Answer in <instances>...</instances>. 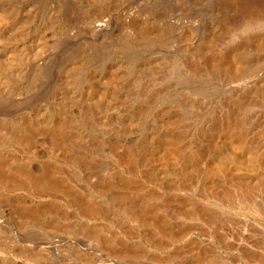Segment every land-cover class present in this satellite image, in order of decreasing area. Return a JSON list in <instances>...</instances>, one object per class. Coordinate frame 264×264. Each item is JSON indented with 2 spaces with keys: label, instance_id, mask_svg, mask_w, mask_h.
<instances>
[{
  "label": "bare ground",
  "instance_id": "6f19581e",
  "mask_svg": "<svg viewBox=\"0 0 264 264\" xmlns=\"http://www.w3.org/2000/svg\"><path fill=\"white\" fill-rule=\"evenodd\" d=\"M114 1L0 0V264H264V0Z\"/></svg>",
  "mask_w": 264,
  "mask_h": 264
},
{
  "label": "rangeland",
  "instance_id": "374dc122",
  "mask_svg": "<svg viewBox=\"0 0 264 264\" xmlns=\"http://www.w3.org/2000/svg\"><path fill=\"white\" fill-rule=\"evenodd\" d=\"M38 2H37V4H36V6L38 7V9H41V8H43V9H46V8H48V7H52V8H57L58 6V10L59 9H61L60 10V12H61V14H63L62 16L64 17L65 15L67 16V15H69V10L71 9L70 8V6L69 5H71V3H70V0L68 1V0H60L59 2H58V0H56V2H55V0L53 1V0H51L52 2H50V0H37ZM62 1H64V2H62ZM109 1H111V0H109ZM113 1V0H112ZM119 1H122V0H117V2H116V0L113 2L114 4H116V5H118L119 7H121L122 8V6H123V8L124 9H128L129 7H131L130 9H128V10H131L132 8L133 9H141V10H150V8H151V11H152V8H153V15H155V10H160V7H161V5L162 4H165V3H168V2H170V0H160V2H159V0H123V1H125L124 3L125 4H123V2L121 3V2H119ZM149 1V2H148ZM155 1H158V2H156V4H154L153 2H155ZM177 2L179 1V0H176ZM210 1V2H209ZM41 2H43V3H41ZM147 2V4L149 5V6H147V7H144V6H138L139 4L140 5H143L144 3H146ZM163 2V3H162ZM177 2H174V4L176 3V5H175V7H172V6H169L170 8H172V10H171V12H168L170 15H172L171 17H170V15H167V13H165L166 15H162L163 17H162V19L160 18L161 16H159L158 17V20L159 19H161V20H159V21H161V22H165L166 21V19H167V17H168V20H169V17H170V20L172 21H167L168 23L170 22V23H172L173 25H172V27L173 26H176V25H174V24H176V21H178V20H180V21H178V25H183V23H184V25H183V27H190V28H193V29H195V30H200L201 31V27H200V25L202 26V30H203V28H204V24H205V22L206 21H210V20H224L223 19V16H224V14L226 15V12H224L223 13V11L224 10H226V9H224L225 8V4H224V7H222L221 8V2L218 0V1H215V0H208V2H207V0L203 3V4H201V5H190V4H186L185 3V0H182V1H179V4L177 5ZM218 2L220 3V5H218ZM49 3V4H48ZM51 3H52V5H51ZM53 3H55V4H53ZM61 3V4H60ZM63 3V4H62ZM119 3H121V4H119ZM129 3V4H128ZM158 3V4H157ZM161 3V4H160ZM209 3H211V4H209ZM213 3H215V4H213ZM217 3V4H216ZM126 4H127V6H126ZM130 4H132V6L130 5ZM136 4V5H135ZM152 4V6H150ZM185 4V5H184ZM54 5V6H53ZM56 5H57V7H56ZM65 5V6H64ZM124 5H125V7H124ZM135 5V6H134ZM134 6V7H133ZM157 6V7H156ZM181 6V7H180ZM206 6V7H205ZM222 6H223V3H222ZM66 7H68V9L66 10L65 8ZM118 7V8H119ZM127 7V8H126ZM136 7H138V8H136ZM184 7V8H183ZM219 7L221 8V10H217V8L219 9ZM179 8H181V9H179ZM175 9H178V11L179 10H181V11H179V12H177V10H175ZM216 9V10H215ZM66 10V11H65ZM127 10V11H128ZM162 10V9H161ZM160 10V11H161ZM184 10V11H183ZM118 9L117 10H115L114 12L111 10L109 13H106V15L103 17V20H106V21H108V22H111V24L112 25H114L115 27H116V29H119L118 27H120V30H121V27L125 24V21H126V23H127V21L129 20L128 18H127V14H126V12L125 11H123V10H120V11H118ZM122 11V12H121ZM111 12H113V13H111ZM116 12V13H115ZM121 12V13H120ZM123 12H125L124 14H123ZM133 12H135V11H133ZM175 12V13H174ZM219 12V13H218ZM68 13V14H67ZM129 13H132V12H128V14ZM158 13H160V12H158ZM173 13V14H172ZM121 14V15H120ZM160 14H164V13H160ZM218 14V15H217ZM223 14V15H222ZM71 15V14H70ZM113 15V16H112ZM120 15V16H119ZM122 15H123V17L125 18H122ZM72 17H73V15H71ZM110 16H112V18H110ZM117 16H119V17H117ZM126 16V17H125ZM179 16V17H178ZM187 18H186V17ZM193 18H195L194 19V21H192L191 19H193ZM218 16H220V17H218ZM221 16H222V18H221ZM164 17H165V21L163 20L164 19ZM189 17V18H188ZM190 17H191V19H190ZM197 17H199L200 19L199 20H196V19H198ZM117 18H119V19H121V22H119L120 20H118ZM175 18H177V20L175 19ZM179 18V19H178ZM185 18V19H184ZM208 18V19H207ZM220 18V19H219ZM224 18H226V16H224ZM113 19V20H112ZM116 19V20H115ZM124 19V20H123ZM127 19V20H126ZM175 19V20H174ZM182 19V20H181ZM187 19V20H186ZM188 19H189V21H188ZM118 20V21H117ZM163 20V21H162ZM173 20H174V22H173ZM185 20V21H184ZM112 21H114V22H112ZM116 21V22H115ZM182 21V22H181ZM186 21H187V23H186ZM190 21H192V22H190ZM195 21H197L196 23L197 24H194V22ZM225 21V20H224ZM121 23V25L119 24V23ZM124 24H123V23ZM130 23H131V21H129ZM129 22H128V24L127 25H129ZM180 22V23H179ZM190 22V23H189ZM198 22H199V26H198ZM132 23H133V20H132ZM131 23V24H132ZM182 23V24H181ZM216 23H217V21H216ZM119 24V25H118ZM186 24V25H185ZM111 25V26H112ZM126 25V24H125ZM177 25V26H178ZM191 25V26H190ZM132 26H133V24H132ZM171 26V25H170ZM125 27H128V26H123L122 27V29L123 28H125ZM116 29H114V30H116ZM126 29V28H125ZM125 29H123V30H125ZM178 29H182V27H179ZM114 33V32H113ZM114 35H116V34H114ZM83 37V36H82ZM82 37H79V38H82ZM86 37H88V36H85V39L84 38H82V39H79V38H75L74 40L75 41H72V42H78L79 44H82V43H84L83 45H84V47L86 46V48H88L91 52H92V56H93V58H94V60L97 62V61H99L100 60V58L102 57V55H104L105 54V51L107 50V48H106V50H105V48L104 47H98V46H96V45H94V44H96V43H94L93 41H91V39H89V37L88 38H86ZM89 39V40H88ZM82 40V41H81ZM83 40H84V42H83ZM111 45L113 44V43H110ZM115 45V44H114ZM117 45V44H116ZM108 46H109V44H108ZM106 47H107V45H106ZM70 48V49H69ZM72 48H71V46H69V43L68 44H65L62 48H60L59 49V52H57L56 54H55V56L57 57V60H59L60 58H64V57H66V55H67V53L68 52H70V50H71ZM68 50V51H67ZM67 51V52H66ZM107 51H109V50H107ZM103 52V53H102ZM68 56V55H67ZM57 60L55 61V62H57ZM39 97H42V98H44V96H39ZM39 97H36V99H35V102H39V100H41V98H39ZM39 99V100H38Z\"/></svg>",
  "mask_w": 264,
  "mask_h": 264
}]
</instances>
